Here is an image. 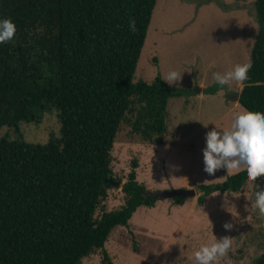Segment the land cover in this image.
<instances>
[{"label": "trees", "instance_id": "1", "mask_svg": "<svg viewBox=\"0 0 264 264\" xmlns=\"http://www.w3.org/2000/svg\"><path fill=\"white\" fill-rule=\"evenodd\" d=\"M157 2L0 0V18L16 24L14 39L0 44V129L19 131L20 122L40 121L52 108L62 126L61 137L48 143L0 138V264H82L97 250L105 264H114L106 248L112 230L129 227L139 207L162 198L139 181L138 159L126 181L112 166L124 124L143 141L165 143L169 103L188 94L161 75L134 79ZM256 20L252 69L239 103L264 116V86H258L264 82V0L256 3ZM256 180L264 183V176ZM116 181L124 182V203L97 215ZM248 182L241 171L199 185V203L215 191L241 192ZM253 264H264V251Z\"/></svg>", "mask_w": 264, "mask_h": 264}, {"label": "rangeland", "instance_id": "2", "mask_svg": "<svg viewBox=\"0 0 264 264\" xmlns=\"http://www.w3.org/2000/svg\"><path fill=\"white\" fill-rule=\"evenodd\" d=\"M257 1L158 0L134 79L152 82L176 69L184 73L172 86L188 94L169 103L165 143L143 141L127 124L118 133L112 161L115 176L126 181L133 159H138L139 181L152 193L161 191L162 198L154 207H139L129 227L112 230L106 248L114 264H195V251L224 238L231 240V250L218 264H253L264 251V218L251 205L264 183L249 181L238 193L215 191L204 203H199L202 192L197 191L199 185L222 183L231 176L223 170L210 176L203 170L205 133L214 123L228 129L233 114L246 109L236 104L241 86L231 82L232 91H227L229 86L216 85L212 74L252 61L259 33ZM18 128L20 133L17 127L3 126L0 138L15 140L21 135L30 143H48L61 137L62 126L52 108L40 121H23ZM176 190L196 194L177 204L169 196ZM123 203L122 188H113L97 215ZM225 225L232 231H222ZM82 264H105L102 250Z\"/></svg>", "mask_w": 264, "mask_h": 264}, {"label": "clouds", "instance_id": "3", "mask_svg": "<svg viewBox=\"0 0 264 264\" xmlns=\"http://www.w3.org/2000/svg\"><path fill=\"white\" fill-rule=\"evenodd\" d=\"M129 30L136 31L135 20L130 18ZM16 24L11 18H0V44H5L14 39ZM252 69L251 62L236 64L227 72H214L213 81L219 86H229L227 91H232L231 82L240 85L239 91L248 80V73ZM184 72L170 69L161 79L168 85H176L182 80ZM258 86H264V82H258ZM239 93V92H237ZM205 133V146L202 149L204 171L210 176L218 170H223L229 175L245 173L248 181L254 182L258 177L264 176V116L253 114L244 110L233 114L228 129L217 126ZM207 126V125H205ZM257 188L259 187L256 185ZM251 200L253 210H258L264 217V190H258ZM225 233L231 232L232 228L225 225L222 228ZM218 243H210L201 246L194 252L195 264H218L224 260L231 250L229 238L217 239Z\"/></svg>", "mask_w": 264, "mask_h": 264}, {"label": "water", "instance_id": "4", "mask_svg": "<svg viewBox=\"0 0 264 264\" xmlns=\"http://www.w3.org/2000/svg\"><path fill=\"white\" fill-rule=\"evenodd\" d=\"M237 97L239 98L240 97V94H237ZM116 184L119 185V187L123 188L124 186V182H118L116 181ZM196 194V191L193 190V191H181V190H176V191H173L172 193H169V196L170 197H174V196H180V197H186V196H189V195H195Z\"/></svg>", "mask_w": 264, "mask_h": 264}, {"label": "crops", "instance_id": "5", "mask_svg": "<svg viewBox=\"0 0 264 264\" xmlns=\"http://www.w3.org/2000/svg\"><path fill=\"white\" fill-rule=\"evenodd\" d=\"M239 94H240V93H239ZM237 103H239V98H238V99H236V104H237ZM239 104H240V103H239Z\"/></svg>", "mask_w": 264, "mask_h": 264}]
</instances>
